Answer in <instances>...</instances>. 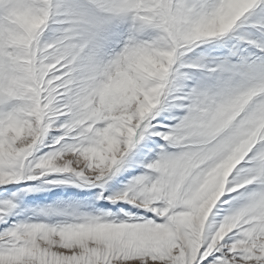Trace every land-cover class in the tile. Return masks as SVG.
<instances>
[{
  "label": "snow or ice",
  "instance_id": "snow-or-ice-1",
  "mask_svg": "<svg viewBox=\"0 0 264 264\" xmlns=\"http://www.w3.org/2000/svg\"><path fill=\"white\" fill-rule=\"evenodd\" d=\"M0 264H264V0H0Z\"/></svg>",
  "mask_w": 264,
  "mask_h": 264
}]
</instances>
